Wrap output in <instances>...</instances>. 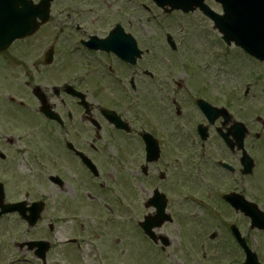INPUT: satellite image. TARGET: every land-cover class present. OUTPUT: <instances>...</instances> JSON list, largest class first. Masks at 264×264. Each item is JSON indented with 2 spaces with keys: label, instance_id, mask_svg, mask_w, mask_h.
<instances>
[{
  "label": "flooded vegetation",
  "instance_id": "1",
  "mask_svg": "<svg viewBox=\"0 0 264 264\" xmlns=\"http://www.w3.org/2000/svg\"><path fill=\"white\" fill-rule=\"evenodd\" d=\"M27 1L9 16L20 24L0 31V43L11 42L0 51V121L14 114L35 122L39 136L0 138L5 204L22 205L19 213L0 209V264H71L83 247L75 224L88 213L118 224L123 209H132L136 236L156 253L172 247L166 228L173 226L179 238L204 237L201 251L222 237L217 250L231 256L232 247L242 262L241 239L253 249L252 207L264 211V138H235V97L220 106L213 87L165 70L170 60L153 53L156 29L125 21L121 8L52 0L43 23V0ZM170 35L159 41L168 45ZM134 43L143 54L133 64L118 52L135 59ZM199 100L217 111H201ZM23 169L35 181L20 178L21 198H14L12 175L19 179ZM39 187L45 193L32 199ZM61 194L68 197L62 209ZM35 203L43 206L38 216ZM210 221L218 230L204 236ZM146 223L153 235L142 230Z\"/></svg>",
  "mask_w": 264,
  "mask_h": 264
},
{
  "label": "rangeland",
  "instance_id": "2",
  "mask_svg": "<svg viewBox=\"0 0 264 264\" xmlns=\"http://www.w3.org/2000/svg\"><path fill=\"white\" fill-rule=\"evenodd\" d=\"M101 1L106 3L109 9L108 12H117L121 8L125 21L144 24L146 25L144 26L145 29H156V36L159 39L153 46V53L158 58L161 55L170 60L171 66L165 70L188 72L187 75H190L191 78L187 79L198 82L194 87L199 88L205 86V84L213 87L220 106L229 96L235 97L233 98L235 99L233 111L236 120L246 125L250 136L253 135V138L254 134H260L261 138H264L263 64L260 65L253 60L249 61L248 58L243 56L244 53L233 45L231 47L226 46L222 42V37L218 31L214 29L213 23L199 11L189 15L178 13L170 14L171 16L168 14V16L158 10L152 0ZM208 5L214 11L221 13V8L217 4L210 2ZM156 24H162V26L157 29ZM165 32L171 34L177 45L179 44L177 51L172 52L170 50L164 36L162 37L164 38L163 41H159L161 36H158ZM180 77L186 79L184 76ZM248 87L250 92L244 98ZM14 116L13 114V119ZM13 119L10 118V121L6 120L5 122L0 121V138H38V131L33 128L35 122L26 124L23 120L21 122ZM26 174L27 171L25 172L23 169V172L19 171L15 174L18 175L19 179H15V176L12 175L10 186L12 197L21 198V194L18 196L21 192L20 178L22 179L25 176L31 180L30 182L35 181V178H29ZM65 175L73 180L72 173H65ZM2 177L0 176V179ZM42 182L46 183L45 181ZM42 193H45L44 189L35 188L32 191L31 198L36 199L39 195L42 196ZM130 193L129 191V195ZM67 198V195H60L61 209L63 205H66ZM196 208V206L190 204V214H196ZM262 209L264 210V207ZM88 215L92 217H87ZM86 218L92 220L83 219L75 224L77 225L76 236L82 240L84 260L77 259L73 250L71 264H233L232 260L235 264H241V255L232 247H228V245H231L229 238L225 246L228 247L226 252H230L231 256L225 253V249L219 248L217 250V247L219 245L221 247V243H224L222 237L214 241H205L206 249L201 251L197 248V245L199 247V241L204 237L197 238V241H195V237L179 238L173 226L166 228L169 237L173 241L172 247L166 251V254L156 253L147 247L142 238L136 236L132 209H123L118 224H115L116 222L113 224L106 223V219L102 217V214L95 216L88 213ZM91 222L96 223L92 225ZM81 225L85 228L84 231L80 229ZM218 227L213 221L205 223L202 234L205 236L212 230H218ZM67 231H70V229H62L61 233ZM70 234H75V231ZM249 236L252 241L251 246L264 263V233L258 234L257 231L253 230L249 232ZM116 240H120V243L116 244ZM177 243L183 248L178 249Z\"/></svg>",
  "mask_w": 264,
  "mask_h": 264
},
{
  "label": "water",
  "instance_id": "3",
  "mask_svg": "<svg viewBox=\"0 0 264 264\" xmlns=\"http://www.w3.org/2000/svg\"><path fill=\"white\" fill-rule=\"evenodd\" d=\"M160 6H171L172 10L184 12L200 9L210 17L223 34L224 41L234 42L249 55L264 62V0H215L222 5L224 15H216L205 0H155ZM239 130V128H237ZM253 225L264 228V215L253 213ZM253 226V227H254ZM145 229L151 233L150 227Z\"/></svg>",
  "mask_w": 264,
  "mask_h": 264
}]
</instances>
